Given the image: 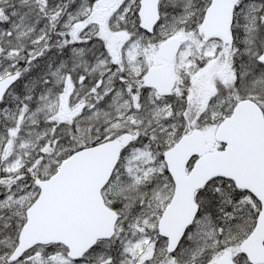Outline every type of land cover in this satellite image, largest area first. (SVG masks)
Masks as SVG:
<instances>
[{"label":"snow or ice","instance_id":"1","mask_svg":"<svg viewBox=\"0 0 264 264\" xmlns=\"http://www.w3.org/2000/svg\"><path fill=\"white\" fill-rule=\"evenodd\" d=\"M0 264H264V0H0Z\"/></svg>","mask_w":264,"mask_h":264}]
</instances>
